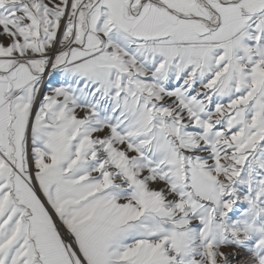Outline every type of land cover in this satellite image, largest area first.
Instances as JSON below:
<instances>
[{"label":"snow or ice","instance_id":"1","mask_svg":"<svg viewBox=\"0 0 264 264\" xmlns=\"http://www.w3.org/2000/svg\"><path fill=\"white\" fill-rule=\"evenodd\" d=\"M0 264H264V0H0Z\"/></svg>","mask_w":264,"mask_h":264}]
</instances>
